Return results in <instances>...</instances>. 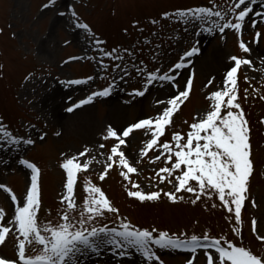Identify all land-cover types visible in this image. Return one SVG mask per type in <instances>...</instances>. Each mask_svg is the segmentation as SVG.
Masks as SVG:
<instances>
[{"label": "rangeland", "instance_id": "1", "mask_svg": "<svg viewBox=\"0 0 264 264\" xmlns=\"http://www.w3.org/2000/svg\"><path fill=\"white\" fill-rule=\"evenodd\" d=\"M234 2L55 0L51 4L50 0H0V124L17 138L35 141L32 145L9 146L0 140V184L6 185L19 201H23L31 184V170L20 160L34 163L40 169L39 219L41 222L49 218L56 220L64 207L60 198L65 193L66 181V172L60 165L65 158L88 147L91 149L88 158L94 156L98 162L94 161L86 172L78 174L77 203L82 204L86 182H91L99 186L112 206L118 209V213H106L97 218L91 226L106 225L119 230L120 222L124 221L141 230L157 229L154 237L159 231L181 239L208 234L210 239H221L222 244L226 239L260 253L264 245L252 232L251 222L253 219L257 221L258 234L264 236V123L261 122L264 121V99H260L264 96V23L252 28L250 20L255 12L264 13V0H257L252 5L254 13L246 18L241 33L226 29L224 34L218 30L209 34L202 30L208 27L207 24L201 25L198 21L185 24L175 15L177 10L198 7L226 10ZM46 4L49 6L44 7ZM164 13L169 15L166 17ZM228 19L234 21V16L229 14L222 22ZM79 23L87 24L88 29L77 27ZM257 31L261 33L258 44L252 42ZM241 39L251 48V53L245 54L240 50L238 43ZM94 40L101 43L96 45ZM197 40L200 54L191 58L192 65L181 70L176 81L179 89L183 90L190 73L193 74L190 97L173 116L172 125L166 128L160 143L171 141L174 132L185 135L186 139L189 125L196 122L194 117H202L210 110L211 102L207 97L223 87L225 73L234 64L229 57L235 55L252 60V67L242 66L238 72V102L250 127L254 165L248 200L242 209L240 235L233 231L237 226L234 216L215 196L212 199L202 197L192 204L190 201L194 196L186 192L178 194L184 197L178 202H171L163 195V192H174L176 182L173 179L172 183H160L155 174L159 168L171 167V164H166L164 157L156 163L149 162L160 154L158 150H152L141 158V150L151 139L144 130H135L125 138L126 146L122 145L120 150L137 168V173L130 174V180L138 183L145 193L161 191L160 199L141 202L129 197L127 190L131 184L120 175L125 169L118 163L103 181L99 180L110 149L117 142L102 139L106 126L111 125L119 132L141 119L155 118L166 106L158 105L157 101H167L176 89L169 88L166 82H155L143 97H133L130 93L143 90L148 72L157 69L166 72L183 52L196 45ZM104 53H112V56ZM73 57L79 59H71ZM101 62L104 67H101ZM141 68L143 76L137 71ZM245 77H248L247 81ZM211 78H214L213 83L205 87ZM73 80L86 82L70 83ZM110 85L113 90L108 97H97L91 104L71 113L66 111L91 93ZM41 135L45 136L43 140ZM100 144L105 147L100 148ZM86 159L81 157L80 162ZM252 201H255V207ZM213 203L217 207L213 208ZM14 207L8 194L0 190V208L5 210L9 220ZM15 249V239L10 234L6 243L0 245V256L14 257ZM153 250L163 264H188L193 256V264H206L204 250H197L195 254L158 246H153ZM210 251L215 254L214 249ZM79 264L159 262L146 261L135 250L119 257L112 253L111 246H106L99 254L84 256Z\"/></svg>", "mask_w": 264, "mask_h": 264}, {"label": "snow or ice", "instance_id": "2", "mask_svg": "<svg viewBox=\"0 0 264 264\" xmlns=\"http://www.w3.org/2000/svg\"><path fill=\"white\" fill-rule=\"evenodd\" d=\"M256 2L257 0H235L226 10L198 7L177 10L175 15L185 24L197 21L201 25L207 24L208 27L202 30L209 34L214 30L224 34L226 29L241 33L245 27L246 18L254 13L252 5ZM50 3L54 4L55 0H50ZM48 6L46 4L44 7ZM229 14L234 16V21L228 19L222 22ZM75 15L73 12V16ZM168 15L164 13V16ZM259 23H264V13L255 12L250 20L251 27L256 28ZM77 27L88 29V25L83 23L77 24ZM197 35L200 33L198 32ZM260 38L261 33L257 31L252 42L258 44ZM94 43L99 45L101 41L94 40ZM198 45L199 40L196 45L183 52L178 61L172 64L166 72H161L159 69L148 72L143 90H133L130 93L133 97H143L149 86L155 82H166L169 88L176 89L175 94L167 101H157L158 105L166 106L155 118L141 119L119 132L111 125L106 126L102 139L104 141L114 139L117 142L110 149V155L107 156V163L104 171L99 175V180L103 181L109 170L118 163L125 169L120 175L131 184L127 190L129 197L141 202L160 199L161 191L145 193L140 190L138 183L130 180V174L137 173V168L129 163L125 153L120 150L122 145L126 146L125 138H128L135 130H144L145 135H150L151 139L147 140L141 150V158L147 156L152 150H158L160 154L149 162L156 163L164 157L165 163L171 164V167L159 168L155 174V178H158L160 183H172L173 179L176 182L175 191L163 192V195L171 202H178L184 199L178 194L186 192L194 196V199L190 201L192 204H196L202 197L212 199L215 196L223 208L234 216L237 226L233 228V231L240 235L242 209L248 200L249 180L253 174L254 165L251 159L250 127L241 104L238 102V72L242 66L252 67V60L235 55L229 57L234 64L225 73L223 87L211 92L207 97L211 102L210 110L202 117H194L196 122L189 125L190 130L186 133V139L185 135L174 132L171 141L160 143V138L165 135L166 128L172 125L173 116L190 97L193 74L190 73L183 90L179 89L176 81L181 70L189 69L192 65L191 58L200 54L201 49ZM238 46L243 53H251V48L242 39ZM104 55L112 56V53H104ZM115 59H120V57H115ZM101 67H104L102 62ZM116 67L120 66L116 65ZM137 71L142 76L144 75L142 68ZM89 79L92 78L89 77ZM213 80L214 78H211L205 87L211 85ZM245 80L247 81L248 77H245ZM85 82L70 81L72 84ZM112 90L113 86L110 85L101 91H95L86 99L68 107L66 111L71 113L83 105L93 103L97 97H108ZM260 99H264V96ZM261 122L264 123V121ZM44 138V135L40 136L41 140ZM0 140L5 141L9 146L35 143L30 138H17L3 124H0ZM99 147L104 148L105 145L100 144ZM90 152L91 149L85 147L83 151L65 158L61 163V168L66 172L65 193L60 198V203L64 207L56 220L49 218L48 221L41 222L39 219L41 197L38 177L40 169L34 163L20 160L21 164L31 170V184L23 201H19L15 193L6 185L0 184V190L7 193L15 205L10 220L5 210L0 208V245L6 243L10 234L14 236L16 244L15 256L10 258L0 256V264H79L84 256L90 253L99 254L106 246H111L112 253L119 257L127 255L129 250H135L143 255L146 261H157L159 264L163 262L153 250V246H158L160 249H182L193 254L197 250H204L206 264H264V249L256 253L250 248L237 246L226 239L222 244L221 239H210L208 234H204L203 237L192 235L190 238L181 239L175 235H169L166 231H159L158 236L154 237L153 233L157 232V229L141 230L124 221L120 222L119 230L106 225L91 226L97 218L105 216L106 213H118V209L112 206L104 191L91 182H86L84 188L86 196L83 197L82 204L77 203L78 174L86 172L96 161L94 156L88 158ZM81 157L87 159L81 163ZM252 204L255 207V201H252ZM212 207H217V204L213 203ZM117 219H119L118 216ZM6 224L8 226H5ZM251 225L256 239L264 245V236L259 235L257 231V221L253 219ZM212 249L215 254L210 251ZM194 259L195 256L189 259L188 264H193Z\"/></svg>", "mask_w": 264, "mask_h": 264}]
</instances>
